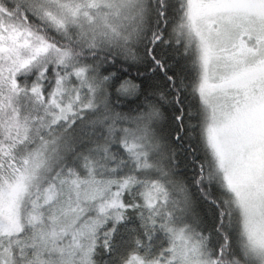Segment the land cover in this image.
<instances>
[{
	"label": "snow or ice",
	"instance_id": "6c2138e0",
	"mask_svg": "<svg viewBox=\"0 0 264 264\" xmlns=\"http://www.w3.org/2000/svg\"><path fill=\"white\" fill-rule=\"evenodd\" d=\"M0 264H264V0H0Z\"/></svg>",
	"mask_w": 264,
	"mask_h": 264
}]
</instances>
